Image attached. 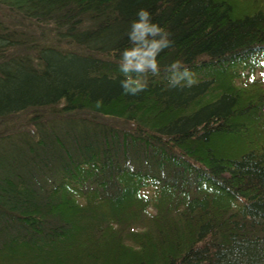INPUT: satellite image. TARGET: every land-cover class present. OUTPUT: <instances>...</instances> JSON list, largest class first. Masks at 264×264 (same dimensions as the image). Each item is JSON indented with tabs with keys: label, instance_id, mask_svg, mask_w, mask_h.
<instances>
[{
	"label": "trees",
	"instance_id": "16d2710c",
	"mask_svg": "<svg viewBox=\"0 0 264 264\" xmlns=\"http://www.w3.org/2000/svg\"><path fill=\"white\" fill-rule=\"evenodd\" d=\"M0 264H264V0H0Z\"/></svg>",
	"mask_w": 264,
	"mask_h": 264
},
{
	"label": "clouds",
	"instance_id": "9594fccd",
	"mask_svg": "<svg viewBox=\"0 0 264 264\" xmlns=\"http://www.w3.org/2000/svg\"><path fill=\"white\" fill-rule=\"evenodd\" d=\"M136 16L127 33L130 46L119 53L118 61L119 70L124 76L120 87L125 95L133 96L147 88L149 73L153 76L159 75L160 65L157 57L172 44L170 33L153 23L147 10L140 9ZM166 71L169 73V87L182 84L190 87L195 82L194 73L179 60L167 66Z\"/></svg>",
	"mask_w": 264,
	"mask_h": 264
},
{
	"label": "rangeland",
	"instance_id": "374dc122",
	"mask_svg": "<svg viewBox=\"0 0 264 264\" xmlns=\"http://www.w3.org/2000/svg\"><path fill=\"white\" fill-rule=\"evenodd\" d=\"M7 17V16H6ZM5 17V18H6ZM6 19H8V18H6ZM13 19V18H12ZM14 21H16V19H13ZM41 31V30H40ZM41 33H42V31H41ZM40 33V34H41ZM258 76L260 77V76H262V73L261 72H259L258 73ZM48 115H49V113H48ZM28 118H23L21 121H19L18 123H15L16 124V126L17 127H24V126H27L28 125V120H27ZM103 120H107V119H103ZM106 122H109V123H111L112 122V120H110V119H108Z\"/></svg>",
	"mask_w": 264,
	"mask_h": 264
}]
</instances>
